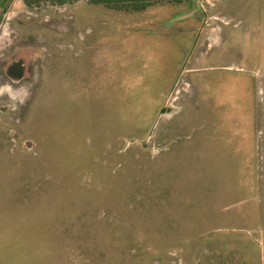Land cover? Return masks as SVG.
<instances>
[{"label":"rangeland","instance_id":"1","mask_svg":"<svg viewBox=\"0 0 264 264\" xmlns=\"http://www.w3.org/2000/svg\"><path fill=\"white\" fill-rule=\"evenodd\" d=\"M0 264H264V0H0Z\"/></svg>","mask_w":264,"mask_h":264},{"label":"flooded vegetation","instance_id":"2","mask_svg":"<svg viewBox=\"0 0 264 264\" xmlns=\"http://www.w3.org/2000/svg\"><path fill=\"white\" fill-rule=\"evenodd\" d=\"M196 11H197V7L193 8L191 10V12H189L188 14H185V15H182V16H178L176 19V21H179V20H184V19H187L189 16H193L196 14ZM5 30V29H4ZM19 65H12L10 68H9V71L8 73L10 74L11 78H19L20 75H21V72H20V66L18 67ZM261 87V91H260V94H263V88L262 86H258V89Z\"/></svg>","mask_w":264,"mask_h":264},{"label":"water","instance_id":"3","mask_svg":"<svg viewBox=\"0 0 264 264\" xmlns=\"http://www.w3.org/2000/svg\"><path fill=\"white\" fill-rule=\"evenodd\" d=\"M23 70H24V68L22 67V65H20V72H21L20 77L22 76Z\"/></svg>","mask_w":264,"mask_h":264}]
</instances>
